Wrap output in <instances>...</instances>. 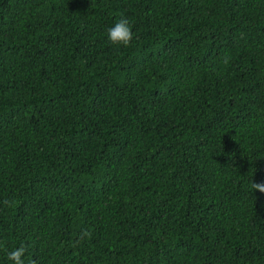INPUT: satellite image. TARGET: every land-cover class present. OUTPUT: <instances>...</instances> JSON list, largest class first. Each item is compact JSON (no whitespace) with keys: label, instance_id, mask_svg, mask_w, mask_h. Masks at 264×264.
Returning <instances> with one entry per match:
<instances>
[{"label":"trees","instance_id":"obj_1","mask_svg":"<svg viewBox=\"0 0 264 264\" xmlns=\"http://www.w3.org/2000/svg\"><path fill=\"white\" fill-rule=\"evenodd\" d=\"M252 182L264 0H0V264H264Z\"/></svg>","mask_w":264,"mask_h":264},{"label":"clouds","instance_id":"obj_2","mask_svg":"<svg viewBox=\"0 0 264 264\" xmlns=\"http://www.w3.org/2000/svg\"><path fill=\"white\" fill-rule=\"evenodd\" d=\"M107 36L113 45L129 46L133 40V31L130 21L126 17L120 18L114 26L107 29ZM251 187L254 191L259 190L260 192H264V182H252ZM5 203L8 202L5 201ZM25 252V247L21 245L8 251L7 259L11 261L12 264H25ZM32 264H35V261H33Z\"/></svg>","mask_w":264,"mask_h":264}]
</instances>
